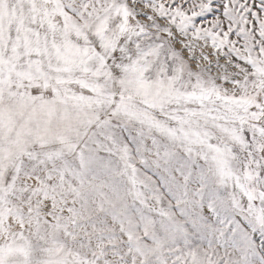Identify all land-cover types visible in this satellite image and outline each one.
<instances>
[{"label": "snow or ice", "instance_id": "1", "mask_svg": "<svg viewBox=\"0 0 264 264\" xmlns=\"http://www.w3.org/2000/svg\"><path fill=\"white\" fill-rule=\"evenodd\" d=\"M0 264H264V0H0Z\"/></svg>", "mask_w": 264, "mask_h": 264}]
</instances>
